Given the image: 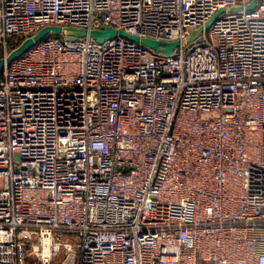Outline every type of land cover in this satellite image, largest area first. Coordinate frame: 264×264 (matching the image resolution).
<instances>
[{"label":"built area","instance_id":"built-area-1","mask_svg":"<svg viewBox=\"0 0 264 264\" xmlns=\"http://www.w3.org/2000/svg\"><path fill=\"white\" fill-rule=\"evenodd\" d=\"M220 11L0 67V264H264V0H0V47Z\"/></svg>","mask_w":264,"mask_h":264},{"label":"water","instance_id":"water-1","mask_svg":"<svg viewBox=\"0 0 264 264\" xmlns=\"http://www.w3.org/2000/svg\"><path fill=\"white\" fill-rule=\"evenodd\" d=\"M256 6V2L253 1V3L248 6L249 9L254 8ZM221 13H217L214 17H212L205 26L200 27L196 30H192L190 34L187 36L186 39L182 41H172V42H162L158 40H154L151 38H139L138 36L131 35L127 32H124L122 30H116L112 27H104L101 30H92L88 31L86 29L82 28H75V27H62L58 25H48L43 28H41L37 33L34 35L28 36L24 38L17 46H15L13 49L9 51L7 55H4L0 57V67H3L5 65H9L13 60L17 59L18 57L22 56L25 52H27L29 49H31L33 46H35L38 42L42 41L46 37L56 34L61 35L63 33H67V41H75L77 37H83L90 35L98 42H104L107 39H110L112 37H115L117 35H122L129 37L135 41H140L141 43L150 46L158 51H163L165 53H172L177 47L180 45H184L188 42H191L195 39H197L200 34L204 31V29L209 28L212 23L215 21L217 16ZM162 45L164 47H162Z\"/></svg>","mask_w":264,"mask_h":264},{"label":"rangeland","instance_id":"rangeland-1","mask_svg":"<svg viewBox=\"0 0 264 264\" xmlns=\"http://www.w3.org/2000/svg\"><path fill=\"white\" fill-rule=\"evenodd\" d=\"M2 53L1 47H0V54ZM63 239L64 240H68L71 239L72 241H75V239H77V236L75 234L69 233V232H64L62 233ZM64 250H62V254L55 260V263L57 262V264H65V254L63 253ZM34 262H37V264H40L37 260V258H35V256L30 255L27 259V264H32Z\"/></svg>","mask_w":264,"mask_h":264},{"label":"trees","instance_id":"trees-1","mask_svg":"<svg viewBox=\"0 0 264 264\" xmlns=\"http://www.w3.org/2000/svg\"><path fill=\"white\" fill-rule=\"evenodd\" d=\"M23 37H18L16 39H11L10 40V47H14L20 40H22ZM2 53L0 54V57H2ZM57 264V262L55 263Z\"/></svg>","mask_w":264,"mask_h":264},{"label":"bare ground","instance_id":"bare-ground-1","mask_svg":"<svg viewBox=\"0 0 264 264\" xmlns=\"http://www.w3.org/2000/svg\"><path fill=\"white\" fill-rule=\"evenodd\" d=\"M49 251V249H47V252Z\"/></svg>","mask_w":264,"mask_h":264}]
</instances>
